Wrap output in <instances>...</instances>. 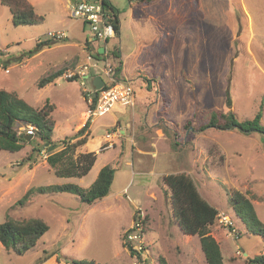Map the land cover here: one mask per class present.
<instances>
[{
	"label": "rangeland",
	"instance_id": "1",
	"mask_svg": "<svg viewBox=\"0 0 264 264\" xmlns=\"http://www.w3.org/2000/svg\"><path fill=\"white\" fill-rule=\"evenodd\" d=\"M29 1L44 17L42 23L16 26L9 9L0 3V88L16 91L33 107L55 103V125L50 145L32 135L16 151L0 149V223L7 217H35L45 221L48 230L23 253L8 251L0 242V264H41L45 259L47 264H72L71 259L132 264L123 236L136 212L143 239L141 245H133L144 247L145 264H161V260L206 264L199 236L185 234L174 219L170 190L162 180L169 173L189 175L200 195L217 209L209 233L219 244L224 264H249L248 258L264 253L263 233L251 232L230 200L233 191L244 194L264 224L261 133L197 130L213 113L219 121H227L230 113L241 121L260 112L264 126V0H110L118 9L120 29L107 47L119 48L123 65L116 77L134 90V105L124 107L128 113L117 125L125 129L120 139L133 146L134 158L128 157L130 164L115 170L109 194L92 204L67 191L36 190L19 202L29 188L89 186L100 163L109 162L114 152L101 154L80 176H58L48 164L47 155L63 148L69 141L65 137L74 136L84 124L87 106L77 80L62 79L47 89L37 83L64 56L80 50L89 38L85 36L89 25L71 16L65 0ZM54 31L64 32L67 40L36 49L37 39L48 40ZM87 53L91 47L84 48L83 60ZM110 57H115L112 63L117 66L119 58L114 53ZM95 60L103 66L102 57ZM147 80L151 85L146 86ZM85 85L91 89L89 80ZM114 110L89 117L95 119L93 135L104 133V124L119 116ZM188 120L194 130L184 127ZM161 123L176 133L177 145H171V137L159 128ZM108 134V140L118 142ZM84 135L87 141L74 156L105 148V143L92 140L88 128Z\"/></svg>",
	"mask_w": 264,
	"mask_h": 264
},
{
	"label": "trees",
	"instance_id": "2",
	"mask_svg": "<svg viewBox=\"0 0 264 264\" xmlns=\"http://www.w3.org/2000/svg\"><path fill=\"white\" fill-rule=\"evenodd\" d=\"M0 3L5 5L11 14V21L14 25H36L43 22L44 17L37 13L33 5L28 0H0ZM103 6L110 7L113 19L111 20L116 36L119 35V12L109 0H102ZM36 49L52 43L54 41L37 39ZM58 42V41H55ZM86 43L90 42L87 40ZM88 48L90 46H87ZM114 53L118 59V65H113L115 57H110ZM95 57H102L103 53L95 52ZM112 58V59H111ZM108 59L111 62L114 72H119L121 69L119 48L110 49ZM65 69V64L56 66L50 70L48 74L40 78L38 86L42 87L46 83L61 76ZM116 75V74H115ZM117 76V75H116ZM53 104L46 101L42 107H33L25 99L18 96L15 91H8L0 88V149L10 151L18 150L23 143L28 140L25 138L26 133L23 131L17 133V126L20 124L34 126V134L44 142L50 145L51 135L54 129L55 121L51 115ZM215 113L202 123L198 130H203L207 127L219 129H237L243 133L259 132L262 135L264 148V126L260 123V112H257L253 118L246 120H237L230 113L227 121H219L215 118ZM163 121V120H161ZM90 118L88 117L84 124L75 132L74 136L65 137L66 145L54 153L47 155V162L53 168L54 173L58 176H80L85 174L94 165L97 153L94 151L72 154L75 149L87 141L84 132L89 127ZM162 130L171 137V145H177L176 133L166 124H159ZM184 127H191V121L188 120ZM168 131V132H167ZM80 137V138H79ZM76 139L70 143L72 139ZM78 138V139H77ZM115 169L111 165L102 166L93 180L87 186L82 187L74 183L50 184L39 186L37 188H29L19 199V202L25 201L28 196L34 191L52 192V191H67L76 194L80 201L86 204H92L95 200L107 196L110 192V187L114 177ZM164 184L170 190L169 199L172 207V214L180 229L188 235L197 234L199 242L204 254L206 264H224L220 247L215 238L209 233V226L214 223L218 214L217 209L209 204L199 193L192 178L185 173H169L162 177ZM230 200L234 206L236 214L247 225L248 229L253 233H263L264 224L258 219L253 204L244 194L238 191H233ZM140 218L138 213H134L133 219ZM48 230V225L40 218L30 219H12L7 217L0 223V242L8 251L15 253H23L33 247L39 237ZM124 243V242H123ZM126 247V244H123ZM72 264H96L92 261L70 260ZM249 264H264V253L247 259ZM161 264H164L161 260Z\"/></svg>",
	"mask_w": 264,
	"mask_h": 264
},
{
	"label": "built area",
	"instance_id": "3",
	"mask_svg": "<svg viewBox=\"0 0 264 264\" xmlns=\"http://www.w3.org/2000/svg\"><path fill=\"white\" fill-rule=\"evenodd\" d=\"M136 1V0H132ZM71 16L81 19L89 25L91 37L98 42L99 46H103V66L100 67L96 62L95 52L98 48H91V53L85 55L82 63L78 64L74 69L63 71L61 76L65 79L77 80L85 93L86 100V116H100L110 111L115 105L133 106L134 90L132 86L116 77L110 60L108 59L109 48L107 44L110 39L116 37V31L112 23L113 14L108 6H103L102 0H74L68 5ZM65 38L62 31L49 32L48 39L50 41H61ZM7 71V70H5ZM99 75L103 80V86L96 90L91 85V89L86 88V81ZM34 126L26 125L17 130V133L25 132L26 135L34 134ZM223 215V214H222ZM223 220L226 218L222 216ZM139 219V218H138ZM136 219L127 229L123 236V242L130 251L132 264H145L142 258L144 247L134 246L133 243L141 245L143 239L141 222Z\"/></svg>",
	"mask_w": 264,
	"mask_h": 264
},
{
	"label": "crops",
	"instance_id": "4",
	"mask_svg": "<svg viewBox=\"0 0 264 264\" xmlns=\"http://www.w3.org/2000/svg\"><path fill=\"white\" fill-rule=\"evenodd\" d=\"M29 1V0H28ZM66 1V7H67V9H68V5H70V3H71V1H73V0H65ZM30 2V1H29ZM109 2L113 5V3L109 0ZM137 2V1H136ZM32 5H33V3L32 2H30ZM34 7V6H33ZM69 10V9H68ZM118 17H119V21H120V16L118 15ZM148 18H150V16L148 15L147 16ZM138 25H140V23H137V25H136V30H138ZM119 28H120V23H119ZM85 36L86 37H89L88 38V41L90 42H93L92 44H89V43H81L80 44V50L79 51H76V52H73V53H70V54H68V55H66V56H64L63 58H62V60L59 62V64H57L56 66H61V65H64L65 64V69H64V71L65 70H67V69H73L74 67H76L78 64H80V63H82L84 60H83V54H84V48L85 47H87V46H90L91 48H93V47H96V48H98L99 47V44H98V42L97 41H95L94 39H93V37H91V34H90V32L88 31V32H86L85 33ZM119 36V35H118ZM136 36L139 38V36H140V33H139V31H137L136 32ZM64 40H67V37L65 36V38L63 39V40H61V41H64ZM61 41H58V42H61ZM52 43H54V42H52ZM60 44H64V43H60ZM59 44V45H60ZM110 50V49H109ZM147 49L145 48V51H146ZM42 51H44L43 49H42ZM138 53L140 52V50H139V48H138ZM144 55V54H143ZM120 57H122V55H121V53H120ZM146 62H151V61H146ZM122 64L121 65H123V62H121ZM145 65H147L146 63L144 64V65H142V66H145ZM55 66V67H56ZM54 68V67H53ZM53 68H51L52 70H53ZM136 71H137V73H139L140 72V68H138V69H136ZM62 79H65V78H63L62 76H59V77H57V78H55V79H53L52 81H50V82H48V83H46L44 86H42L44 89H47L48 88V86L50 85V84H57L58 82L60 83V80H62ZM72 80H74V79H66V81H72ZM74 81H76V80H74ZM90 83V85H91V82H89ZM146 86L147 85H151V82H150V80H147L146 82ZM145 83H144V85H145ZM16 92V91H15ZM18 94V93H17ZM83 99H85V96L83 97ZM85 101V105H87L86 104V100H84ZM49 103H51V102H49ZM52 104H53V110H52V112H51V115H52V113L54 112V110L56 109V105H55V103H53L52 102ZM61 106V105H60ZM124 107H127V108H129V106H121V105H115L113 108H115L116 110H114V111H112V112H118V115L119 116H114L113 117V119H112V121L110 122V123H106V124H104L105 126H104V128H107L106 130H105V132L104 133H100V134H97V135H93L92 134V129H91V126H92V124H93V122L95 121V119H90V124H89V127H88V129H89V131H90V136L92 137V140H94V142L95 143H97L98 145H100L101 143H105L106 144V146H104L105 148L103 149V150H101V149H99V150H94V152H96L97 153V158H96V160H98L99 158H100V155L101 154H103V153H105V152H107V151H109V150H114V152H113V155H112V159L110 158V161L108 162V161H102L100 164V167L99 168H97V170L95 171V176H97V174H98V172H99V170H100V168L102 167V166H104V165H106V164H109V165H111L112 163V165H111V167H114L115 168V170L117 169V171L119 172V171H121L124 167H122V164L123 163H125V162H128V163H126V164H130L129 163V160L127 159L128 157H131L132 159L134 158L133 157V151H134V148H133V146L131 145V147L129 146V144H130V142L128 143L127 141H124L123 139H120V137L126 132L125 131V129L123 128V127H119L118 125H117V122H118V120H119V118H124V114H126V113H128V110H125V108ZM131 107H133V106H131ZM113 108L111 109V110H113ZM61 109L65 112V113H68L69 112V109L67 108H65V107H63V106H61ZM164 114L166 115V111H164ZM86 120V119H85ZM157 124V123H156ZM155 124V125H156ZM201 125V124H200ZM200 125H198V126H200ZM111 128H113V130L112 131H109L108 132V129H111ZM159 128H161V126L159 125ZM199 128V127H198ZM198 128H197V130H198ZM208 128H210V127H207V128H205V129H208ZM205 129H203V130H205ZM161 130H162V128H161ZM192 130H194V129H192ZM203 130H199V131H203ZM162 132H163V130H162ZM108 133H110V136L113 134V136H115L114 138H116V139H118L117 141L118 142H115V144H113V142H112V139L111 140H108V138H106L105 137V134H108ZM108 136H109V134H108ZM168 136V135H167ZM113 144V145H112ZM104 145V144H103ZM111 145V146H110ZM92 151V150H91ZM135 160V159H134ZM110 162H111V164H110ZM135 162H136V164H137V161L135 160ZM139 163V162H138ZM114 164L115 165H119V167H116V166H114ZM133 166V161H132V165H131V167ZM115 173V172H114ZM137 173H138V171H137ZM113 179H114V177H113ZM112 182H113V180H112ZM112 185V184H111ZM123 190H125V187H123ZM47 259H45L41 264H47ZM65 264H68V263H65Z\"/></svg>",
	"mask_w": 264,
	"mask_h": 264
},
{
	"label": "water",
	"instance_id": "5",
	"mask_svg": "<svg viewBox=\"0 0 264 264\" xmlns=\"http://www.w3.org/2000/svg\"><path fill=\"white\" fill-rule=\"evenodd\" d=\"M102 50H103V46H99L98 47V52H102ZM91 85H92L93 89L95 90L94 93H93V95H95L96 90L103 86V80H102V78L99 75L94 76L91 79ZM30 137H31L30 135H26L25 136V138L27 140H29ZM243 254L245 255V253H243Z\"/></svg>",
	"mask_w": 264,
	"mask_h": 264
}]
</instances>
